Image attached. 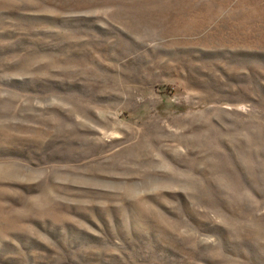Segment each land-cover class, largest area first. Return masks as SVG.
<instances>
[{
  "label": "rangeland",
  "instance_id": "1",
  "mask_svg": "<svg viewBox=\"0 0 264 264\" xmlns=\"http://www.w3.org/2000/svg\"><path fill=\"white\" fill-rule=\"evenodd\" d=\"M0 264H264V0H0Z\"/></svg>",
  "mask_w": 264,
  "mask_h": 264
}]
</instances>
